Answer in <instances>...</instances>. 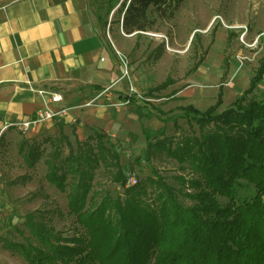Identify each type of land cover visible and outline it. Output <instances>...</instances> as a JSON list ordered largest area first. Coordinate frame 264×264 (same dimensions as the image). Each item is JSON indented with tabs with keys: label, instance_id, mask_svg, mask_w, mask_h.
Segmentation results:
<instances>
[{
	"label": "trees",
	"instance_id": "trees-1",
	"mask_svg": "<svg viewBox=\"0 0 264 264\" xmlns=\"http://www.w3.org/2000/svg\"><path fill=\"white\" fill-rule=\"evenodd\" d=\"M92 1L102 28L117 16L110 27L117 23L124 35L136 36L154 30L158 21L174 20L184 0ZM163 53L161 45L151 58L157 62ZM263 80L264 60L248 89L221 113L222 87L216 104L205 111L187 105L166 114L149 102L124 97L142 124L143 161L177 163L186 173L175 178L179 187L158 173L127 187L121 154L101 132L84 141L73 134L76 147L61 124L58 136L23 140L19 154L29 169L43 161L46 181L67 195L68 215L77 228L65 236L45 212H34L24 222L29 236L11 221L6 224L22 242L1 238L2 248L26 264H264V102L251 97ZM174 83L168 78L148 95ZM177 111L179 118L167 116ZM153 118L165 126L147 128L145 121ZM180 118L195 124L198 133L167 136V124L172 121L179 130ZM99 171L123 187V194L113 197L96 189ZM28 179L25 175L12 184Z\"/></svg>",
	"mask_w": 264,
	"mask_h": 264
},
{
	"label": "rangeland",
	"instance_id": "rangeland-1",
	"mask_svg": "<svg viewBox=\"0 0 264 264\" xmlns=\"http://www.w3.org/2000/svg\"><path fill=\"white\" fill-rule=\"evenodd\" d=\"M117 19V16H110L103 32L108 40L109 37L120 38L117 48L124 76L128 74L131 78L137 101L143 105L149 102L166 114L190 104L205 111L216 104L222 87L221 113L248 89L250 80L264 60V0H184L174 20L158 21L154 30L136 36L124 35L117 23L110 27L111 21ZM229 35L232 36L230 40ZM161 45H164L163 56L155 62L151 55ZM168 78L175 82L174 85L163 92L148 95L150 89ZM178 93L181 96H177ZM251 97L264 102V80ZM180 115L177 111L167 116L179 118ZM151 120L145 123L153 131L165 126L163 122ZM178 123L179 130L172 121L167 124V136L180 139L198 133L195 124L189 125L181 118ZM58 135L59 130L54 132L40 127L30 134L17 131L0 145V264H26L21 257L2 248L1 238L22 242L11 226L6 225L9 221L26 232V217L41 211L58 232L68 237L76 232L75 217L68 215L67 195L46 181L47 168L43 161L29 169L19 154L23 140L42 142ZM69 138L76 147V137L70 135ZM112 143L121 154L125 174L138 180L158 173L170 185L179 187L175 178L186 174L174 161L144 162V138L138 142L120 137ZM45 147L49 151V147ZM25 175L29 176L27 181L12 184ZM95 182L101 184L96 189L107 190L113 197L123 194V187L113 184L101 171ZM225 202L221 200L222 204ZM26 235L29 236L28 232Z\"/></svg>",
	"mask_w": 264,
	"mask_h": 264
},
{
	"label": "crops",
	"instance_id": "crops-1",
	"mask_svg": "<svg viewBox=\"0 0 264 264\" xmlns=\"http://www.w3.org/2000/svg\"><path fill=\"white\" fill-rule=\"evenodd\" d=\"M118 40L106 38L92 0L0 1L1 144L18 131L14 124L44 110L38 90L62 95L53 107L68 108L42 129L56 132L61 124L65 135L82 141L94 132L143 140L136 109L124 99L136 96L120 66Z\"/></svg>",
	"mask_w": 264,
	"mask_h": 264
},
{
	"label": "built area",
	"instance_id": "built-area-1",
	"mask_svg": "<svg viewBox=\"0 0 264 264\" xmlns=\"http://www.w3.org/2000/svg\"><path fill=\"white\" fill-rule=\"evenodd\" d=\"M247 32V30H246ZM122 62H124L122 60ZM37 93L43 97H45V108L42 112L38 113L35 117L27 120V121H21L18 122L16 124H14L13 126L16 127L18 129V131H20L23 134H28V133H32V132H36L37 128H39L40 126H42L44 123L48 122V121H53L57 118H62L67 116L68 114V108L65 107H53L56 105H60L63 102V97L62 95L58 94V93H47L43 90H38ZM133 93V89H130V96H132ZM89 105V104H87ZM137 178L132 176V175H128L127 177V183L126 186H135L137 185Z\"/></svg>",
	"mask_w": 264,
	"mask_h": 264
}]
</instances>
